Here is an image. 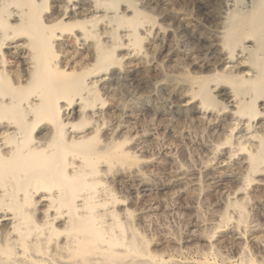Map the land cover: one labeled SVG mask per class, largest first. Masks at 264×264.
<instances>
[{
    "label": "bare ground",
    "instance_id": "1",
    "mask_svg": "<svg viewBox=\"0 0 264 264\" xmlns=\"http://www.w3.org/2000/svg\"><path fill=\"white\" fill-rule=\"evenodd\" d=\"M168 20L193 46L168 40ZM151 41L200 70L151 82ZM128 78L166 90L218 135L192 184L237 186L204 238L212 254L223 233L237 243L224 264H264V0H0V264H217L152 253L111 186H153L114 124L140 108L118 97ZM187 177L178 169L169 184Z\"/></svg>",
    "mask_w": 264,
    "mask_h": 264
},
{
    "label": "rangeland",
    "instance_id": "2",
    "mask_svg": "<svg viewBox=\"0 0 264 264\" xmlns=\"http://www.w3.org/2000/svg\"><path fill=\"white\" fill-rule=\"evenodd\" d=\"M136 3L138 5L151 3V0H136ZM152 5L155 4L153 3ZM146 10L148 11L149 9ZM157 22H160V19ZM168 22L166 21L164 26L172 28L174 31L168 40H175L174 42L179 43L183 48L193 46L191 41H186L185 35L180 32L181 30L177 24H173L172 20H168ZM191 29L193 30V28ZM152 43H154L153 50L151 48ZM146 46H148L145 49L147 57L154 58L160 65L159 71L153 69L148 71V78L151 82H155L164 75L177 74L182 76L187 73L194 74L200 70L198 67H193L183 55L169 53L167 47L163 43L161 45V42L151 41V44H146ZM149 49L152 51H149ZM182 56L183 58H181ZM135 82L128 78L124 86L119 88L118 97H122L121 100L123 99L122 101L126 103L138 102L140 108L136 109L135 116L130 117L124 114L120 116L119 122L116 121L114 124H119L120 128H116L118 136L122 134L123 138H127L128 136L126 146L129 148L125 147L130 152L134 151L138 155L143 165L142 170L144 173L146 172L147 178L150 177L148 180L150 183L153 182V186L148 190L146 189L147 191L144 188L143 190L140 189L141 195L135 194L133 190L135 191L136 189L133 188L131 183H125V181L122 183H111V186L116 185L113 187L114 191L117 189L115 193L119 194L120 199H125V204L127 203L126 207L134 211V220L136 221H134V224H137L136 227L149 240L152 253L163 256L165 259L176 258L194 262L203 261L204 258L216 261L217 264H224V259L237 261V243L232 244L230 236L227 233L219 236V242H216L218 244L214 254L211 253L209 244L204 238L208 230L210 231L208 222L212 221L213 217L223 209L225 197L231 189L233 190L237 186V183L232 180H228L229 183L225 182L226 180L218 181V179L215 181L209 180L212 181L211 183L203 176L202 182H204L202 184L205 187L196 189L192 184L193 173L200 172L201 169L202 174L203 162L209 155L205 148L206 143L216 141L215 139H218V135L214 136L209 128V124L206 126V120L199 118L198 115L192 114L190 111L181 110L177 107L180 101L166 90L147 88V86L137 84V82L135 85ZM150 95L154 96L151 100L148 99ZM128 100L129 102H127ZM156 104L159 110H152L151 107L156 106ZM137 112L138 114L141 113V116L139 115L141 118H138ZM139 134L142 138L139 137ZM135 138H140L138 141H141L142 147L141 145H139L140 147L137 146L138 148L134 146L135 144L137 145ZM151 159L158 161L157 164L148 165V163H152L147 162ZM178 169L185 170L187 178H191L188 180V185L172 186L169 184L174 171ZM256 218L259 223L261 222L260 220H262V223L264 222V218L261 215ZM261 250H264V248H261ZM255 251L257 253L255 256L259 259L261 258L259 256H264L261 252Z\"/></svg>",
    "mask_w": 264,
    "mask_h": 264
}]
</instances>
